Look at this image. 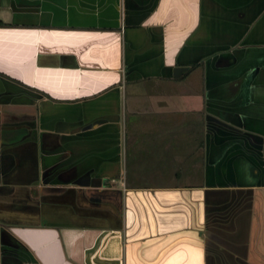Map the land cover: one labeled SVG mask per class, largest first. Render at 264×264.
Listing matches in <instances>:
<instances>
[{"label":"crops","instance_id":"crops-1","mask_svg":"<svg viewBox=\"0 0 264 264\" xmlns=\"http://www.w3.org/2000/svg\"><path fill=\"white\" fill-rule=\"evenodd\" d=\"M0 17V264H264V0Z\"/></svg>","mask_w":264,"mask_h":264},{"label":"water","instance_id":"water-1","mask_svg":"<svg viewBox=\"0 0 264 264\" xmlns=\"http://www.w3.org/2000/svg\"><path fill=\"white\" fill-rule=\"evenodd\" d=\"M185 66H186V65L176 64V65L174 66V73L180 72L181 69H182L183 67H185Z\"/></svg>","mask_w":264,"mask_h":264},{"label":"trees","instance_id":"trees-1","mask_svg":"<svg viewBox=\"0 0 264 264\" xmlns=\"http://www.w3.org/2000/svg\"><path fill=\"white\" fill-rule=\"evenodd\" d=\"M5 21L0 17V24H4Z\"/></svg>","mask_w":264,"mask_h":264}]
</instances>
